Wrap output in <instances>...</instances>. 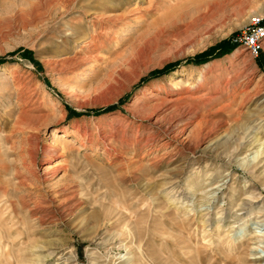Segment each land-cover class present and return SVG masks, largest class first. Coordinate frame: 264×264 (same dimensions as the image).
Wrapping results in <instances>:
<instances>
[{
	"label": "rangeland",
	"instance_id": "obj_1",
	"mask_svg": "<svg viewBox=\"0 0 264 264\" xmlns=\"http://www.w3.org/2000/svg\"><path fill=\"white\" fill-rule=\"evenodd\" d=\"M65 2L0 0V264H264V48L188 61L264 0Z\"/></svg>",
	"mask_w": 264,
	"mask_h": 264
},
{
	"label": "bare ground",
	"instance_id": "obj_2",
	"mask_svg": "<svg viewBox=\"0 0 264 264\" xmlns=\"http://www.w3.org/2000/svg\"><path fill=\"white\" fill-rule=\"evenodd\" d=\"M74 1V0H73ZM124 1V0H123ZM155 1V0H154ZM188 1H193V0H188ZM71 2V0L69 1L68 0V2H65L66 3V5L67 4H69ZM116 2V1H115ZM117 3V2H116ZM116 3H115V5L114 6H112V8L110 9V11H114V12H120L121 11V14H114L112 17H109V18H107L106 19V17L105 18H103V17H101L100 19L98 18V23H100L101 25L102 24H110V25H112V27L114 28V27H116V26H118V25H127V24H129V22H130V16L128 15L130 12H128L129 10H127L126 8H124L123 7V2H122V6L120 5V4H118V5H116ZM155 3V2H154ZM159 3V1L157 2V4L156 5H159L158 4ZM112 4V3H111ZM175 4V3H174ZM188 4H190L189 2L187 3V2H185L184 4H180L179 6H177L176 8H175V15H177L176 17V22H178V23H180L182 26H184V29H185V32L186 33H188V32H190V31H192V30H194L195 31V23L193 22V20H190L189 18L191 17V14H192V9L190 8V6L188 5ZM64 5V4H63ZM160 5H161V3H160ZM65 6V5H64ZM125 6H127L126 5V3H125ZM130 6V5H129ZM139 6V5H138ZM153 6V4H152V1L150 2V4H149V8H151ZM174 6H176V5H174ZM191 6H192V4H191ZM70 7V6H69ZM69 7H67V8H69ZM157 7V6H156ZM139 8V7H138ZM137 8V9H138ZM141 8V7H140ZM149 8H147V9H145V10H149ZM153 8V7H152ZM64 9V8H63ZM134 9V8H133ZM143 9V8H142ZM141 9V12L140 11H138V13H137V18H142V16H144L145 14H143L145 11H144V9L142 10ZM65 10V9H64ZM106 11H109V10H106ZM151 11V10H150ZM152 11H154L155 12V8H154V10H152ZM104 12H105V9H104ZM136 13V12H135ZM147 14V13H146ZM155 14V13H154ZM148 15H149V12H148ZM156 15H157V13H156ZM150 16V15H149ZM144 17H148V16H144ZM134 18V17H133ZM136 18V15H135V19H137ZM106 19V20H105ZM144 19V18H143ZM142 19V20H143ZM161 19V18H160ZM189 19V20H188ZM96 20V19H95ZM132 20V19H131ZM134 20V19H133ZM97 21V20H96ZM131 23V22H130ZM247 23H248V21H247ZM130 25V24H129ZM104 26V25H103ZM128 27V26H127ZM101 29H104V27L102 28V27H100ZM112 28V29H113ZM117 28V27H116ZM124 28H126V26L124 27ZM105 29H107V28H105ZM109 29V28H108ZM107 29V30H108ZM121 29V28H120ZM182 29V28H181ZM184 32V31H183ZM184 32V33H185ZM96 40V39H95ZM91 41V40H90ZM92 45V44H91ZM82 48H85V46H82ZM88 48V47H87ZM85 52V51H84ZM87 56V55H86ZM72 59V58H71ZM64 60V62L62 63V65H67V67H68V72H69V74H73L74 73V71L77 69V68H80V67H82V68H84L83 69V71H82V74H84L87 70H91L93 67H95L96 65H97V63L100 61V57L96 54V55H93V56H91L90 55V57L88 56V57H86V58H79V57H74V59H72V60H66V59H63ZM87 66V67H86ZM256 88V87H255ZM258 89V88H257ZM257 89H255V91L257 90ZM259 90V89H258ZM246 102V101H245ZM264 116V115H263ZM263 116L261 117V116H258L257 117V119L258 118H263ZM235 118V117H234ZM233 118V119H234ZM230 120V119H229ZM262 120H264V119H262ZM254 121V120H253ZM235 123L237 124V127H238V132L239 131H241V132H246L248 129L245 127L246 126V124H245V121H243L242 119H240V116H239V118H238V120H236L235 121ZM182 132V131H181ZM230 146V141H226L223 145H222V148L225 150V149H227L228 147ZM261 155H264V151L261 153ZM54 166H56V165H54ZM54 166L53 167H51V164H49L48 166H47V168L45 169V171H44V173H43V175H44V177H46V178H48V177H50L51 175H53V173H54ZM46 178H45V180H46ZM248 209H250V207H245V206H243L242 208H241V210H245V212H247L248 211ZM247 210V211H246ZM220 252V251H219ZM262 252H264V247H263V249H262ZM197 259H198V261H199V263L200 264H205L204 263V257H202V255L200 254V251H197ZM193 258V257H192ZM195 258V257H194ZM191 259V258H190ZM195 260V259H194ZM238 261H240V260H238ZM18 262H19V260H18ZM22 262V261H21ZM20 262V264H22ZM194 262V261H193ZM19 264V263H18Z\"/></svg>",
	"mask_w": 264,
	"mask_h": 264
},
{
	"label": "built area",
	"instance_id": "obj_3",
	"mask_svg": "<svg viewBox=\"0 0 264 264\" xmlns=\"http://www.w3.org/2000/svg\"><path fill=\"white\" fill-rule=\"evenodd\" d=\"M233 43L256 59L264 48V13L249 18Z\"/></svg>",
	"mask_w": 264,
	"mask_h": 264
},
{
	"label": "trees",
	"instance_id": "obj_4",
	"mask_svg": "<svg viewBox=\"0 0 264 264\" xmlns=\"http://www.w3.org/2000/svg\"><path fill=\"white\" fill-rule=\"evenodd\" d=\"M236 47L237 46L234 43H232L231 40L230 41L229 40L228 41H223L216 48H212L208 52L200 54V55L194 57L193 59H189L188 61H191V62L196 63V64H202V63L207 62L209 58L221 57V56H223L225 54H229ZM170 67H172V66H170ZM170 67H167L166 69H168ZM162 72L163 71H161L160 73H162Z\"/></svg>",
	"mask_w": 264,
	"mask_h": 264
}]
</instances>
